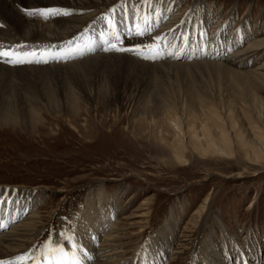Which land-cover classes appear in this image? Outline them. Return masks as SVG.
I'll use <instances>...</instances> for the list:
<instances>
[{"label":"rangeland","instance_id":"1","mask_svg":"<svg viewBox=\"0 0 264 264\" xmlns=\"http://www.w3.org/2000/svg\"><path fill=\"white\" fill-rule=\"evenodd\" d=\"M197 1L182 0L179 6L181 12L178 19L187 22L185 16L193 9L194 21L187 23V30L185 27L179 29L180 25L177 24L173 28V33L178 31L180 39L182 36L186 38L181 46L179 41L176 46L174 44V52L182 54L177 57L178 61L169 60L171 55L168 54H162V58L154 62L141 59V56H152L157 51L153 45L156 39L153 41L147 32L124 36L115 41L116 47L127 51L110 50L109 54L116 52L119 53L117 55H127L146 63L165 60L188 63L207 59L221 64L224 62L227 69L240 72L264 65V48L261 50V47H255L264 41V0H199L207 11H201L195 4ZM112 2L118 5L115 0L109 3ZM103 8L105 7H99L97 11H103ZM131 9L134 13L133 23H139V30H143L144 23L152 22L150 18L154 12L150 14L149 9L142 11L139 7ZM201 12L209 13L207 22L197 19L202 15ZM169 17L172 14L167 19ZM92 18L85 20L89 22ZM155 27V30H159L157 24ZM200 33L204 38L203 44L199 41ZM70 34H67L66 42H63L64 39L54 40L48 42L50 45L46 43L47 47L52 48L53 44L56 47L59 42V46L72 48L73 43H67L74 41ZM222 36H230L237 44L234 46L235 52L226 50L229 51L226 58L193 57L200 50L208 48L202 46L205 41L217 42ZM169 39L167 44L170 43ZM13 40L14 47L22 46L21 39ZM0 42L4 44L0 46L2 48L5 45L13 46L9 38H1ZM105 46H109L107 41ZM145 46L148 50L140 51ZM11 51L26 59L62 55L54 52L49 54L45 50L39 52L38 48L28 51L38 53L35 57L28 55L24 49ZM238 51L242 52L243 58L246 57L245 54L250 55L252 62L248 64L242 57L238 58ZM233 53L243 64L230 66L224 61L229 56H234ZM256 62L257 65L252 68ZM28 65L40 66L25 64ZM165 72L174 76L173 72ZM157 76L162 77L159 74L151 77L144 82L143 87L146 84L151 89L156 82L159 83ZM165 82L173 87L176 83L179 86L188 85L196 91L206 89L213 100L212 109L221 113L227 125L226 132L231 135L248 133L250 128L264 126V111L261 109L264 105L260 108L259 105L254 107L234 102L232 95L239 93L240 89H231L228 79L210 80L205 74L196 71L180 76L177 82L174 78L169 81L166 78ZM0 83L5 85L10 82ZM35 93L29 92L32 95ZM256 93L264 103V85ZM29 94L22 93L24 97ZM27 98H24L26 108L19 107V104L11 110L17 118L16 122H11L8 118L13 107L7 104L10 98H4L3 101L7 103L0 105V188L30 191L29 194L34 190L42 193V202L37 207L39 218L34 237L38 240L28 252L35 253L36 256L41 245L51 236L75 234L78 220L86 211L87 201L93 196L100 197L103 193L117 205L116 224L128 235L124 239L126 243L129 241L126 244L129 247L127 256L133 255L134 247H143L150 238L159 234L160 229L174 216L176 224L170 252L173 251L165 264H191L194 250L203 245L211 233L215 234L213 242H224V230L227 243H234L239 251L235 253L231 249L229 254L232 264H240L246 259L248 264H255L252 252L249 253V258L245 257L244 252L249 248V251L258 252L256 256L261 262L257 264H264V160L254 162L242 154L240 140L234 137L232 154L222 156L201 154L190 148L193 146L190 139L187 142L189 146L181 153L182 161L178 162L172 147L175 131L168 126L167 120L159 117L154 108L150 112H144L138 106L141 104L140 100L129 109L124 101L105 103L98 97L93 103L79 101L70 103L65 108L61 105L64 109L61 110L51 108L43 101L35 105L34 102L27 101ZM32 99L34 98H30ZM27 107L37 111L36 119L26 113ZM177 108L178 115L175 118L182 120L186 130L190 129L189 134L192 136L191 131L195 128L199 132L200 121H191L186 107L178 104ZM3 112H8V115ZM151 114L153 119L150 120L147 116ZM200 118L202 121L203 118ZM203 122L210 121L205 119ZM210 131L213 136H219L218 130L211 128ZM6 197L21 199L19 194L12 191H8Z\"/></svg>","mask_w":264,"mask_h":264},{"label":"bare ground","instance_id":"2","mask_svg":"<svg viewBox=\"0 0 264 264\" xmlns=\"http://www.w3.org/2000/svg\"><path fill=\"white\" fill-rule=\"evenodd\" d=\"M111 1L0 0V25H3V27H0V39L9 38V42L13 45L12 47L5 45L4 48L14 50V52L17 49H24L30 52V50L38 48L39 52L47 50L49 54L51 52L62 55L68 54L67 56L69 57L66 63L54 64L50 62L47 65H23V67L19 68L7 67L0 63V82H10L5 85L0 83V105L8 101L9 103L7 104L13 106L10 109V112H12L11 110H14L16 105L20 104L19 107H25L24 98L28 97L27 101L34 102V104L38 105L43 101L52 106L51 108L64 110L63 108L70 103H78L79 101L93 103L100 97L105 103L108 101H124L131 109L140 100L141 104L138 106L144 112H150L155 109L159 113V117L161 116L167 120L168 126L175 131L172 147L175 159L178 162L182 161L181 153L185 147L189 146L187 142L190 139L194 146L191 145L190 148L199 151L201 154L213 153L214 155L230 156L234 146L232 142L234 137L241 141L242 154L247 155L251 161L260 162L264 160V126L250 128L248 133L231 135V133L226 132L227 125L224 123L225 120L222 118L221 113L216 109H212L213 100L206 89L196 91L188 85L179 86L176 83L175 87H173L165 82L166 78L168 81L174 78L175 82H177L180 76L192 74L196 71L205 74L210 80L225 78L229 80L231 89H240L239 93L232 95V97L234 96V102L254 107L259 105L261 108L264 103L258 97L256 91L261 85H264V65L258 69L240 72L227 69L223 65L224 62L221 64L216 61H207V59L188 63H172L166 60L158 63H146L127 55H117L119 53L116 52V54L114 52L109 54L110 50L105 51L106 48H109V46H105L106 41H111L115 44V41L122 39L124 36H132L143 32L138 29V22L136 24H134L135 22L133 23L134 13L131 8L139 7L142 8V11L143 9H149L148 13L150 14L154 12L152 14L153 17H149L152 22L144 23L143 29L145 27L149 28L147 34L151 35L150 38L153 41L156 39L154 44L152 43L154 47H156L157 43L160 44L159 51L162 54L170 56L169 53H171L169 60H177V57L182 55L176 51L174 52V44L176 46L179 41V46H181L185 38L182 36L180 39L177 35L178 31L173 33L174 26L177 24V26L180 25L179 29L180 27H185L187 30L186 25H189L187 23L194 21L193 9H190L185 16L187 22L178 19V15L181 12L179 6L182 0H148V2H145V0H115L118 5L114 4V2L109 3ZM195 4L201 11H207L199 0ZM99 7L105 8H103V11H97ZM50 8L59 9L61 12H67L68 14L55 16L47 21L42 17L28 14L34 9ZM137 11L135 12L137 13ZM206 13L201 12L202 15L197 19L207 22L210 15ZM171 14L172 17L167 19ZM88 17L93 18L87 22L85 19H88ZM139 20L141 21V19ZM155 24L159 28V30L157 29L158 31L155 30ZM80 29L84 30L80 32ZM69 33H71L70 35H72L73 39L79 37V39L72 41V48L59 46V42H57L58 50L54 44V48L53 45H51L52 48L47 47L48 42H54V40L64 39L65 41L63 40V42H66L68 39L66 37ZM164 37L166 39L161 42V38ZM168 38H170L169 44L166 43ZM221 38L217 39V42L214 41L215 43L205 41L202 46H208V48L203 49V47V50H200L197 54L192 51L195 54L193 57H228V52H233L236 49L234 46L237 44L230 36H222ZM13 39H21L23 41L21 42L22 46L20 44L21 47L18 45L19 48L14 47ZM202 40L204 38H202L200 33L199 41L201 44H203ZM41 41L45 43L43 44ZM16 43H18L17 40ZM1 45L4 46L0 42ZM256 45V48L261 47L262 50L264 41ZM226 50L229 51L227 52ZM238 52H236V54L238 53L237 57L243 58L242 52ZM245 56L243 60L248 64L251 63L250 55L245 54ZM224 61H227L230 66L232 64L238 66L243 64L235 55L229 56ZM248 64H245V66L251 68ZM255 65H257V62L252 65V68ZM165 70L173 72L174 76H176L166 73ZM158 74L162 76L161 78L157 76L159 83L156 82L151 89L150 85L147 86L145 84L143 87L145 81ZM64 81H67V84H64ZM140 83L143 84L140 85ZM128 88L129 90L126 91L125 89ZM23 92L27 94L29 92L36 93L24 97L22 95ZM8 97L10 100L3 101L4 98L7 99ZM30 98H34L32 99L33 101ZM178 104L186 107L190 113L188 115H191V121H200L199 132L195 128L191 131L193 133L191 136L189 134L190 129L186 130L182 120H178V117L175 118L178 115ZM27 109L26 113L31 118L36 119L37 111L29 107ZM261 109L264 111V108ZM3 113L6 114L8 112ZM14 116V112L10 113L8 118L11 122L17 121ZM147 117L150 120L153 119L152 114ZM200 117L210 122L205 123L203 120L201 121ZM211 128L218 130L219 136H213V132L210 131ZM8 191L19 194L21 199L6 197ZM29 192L20 191L19 189L0 188V193H2L0 195V225H3L0 227V261H4L5 264H15V258L28 252L38 240V238L34 237H36V223L39 218L37 207L42 202V193L36 190L30 194ZM116 207L117 205L113 199L104 196L103 193L100 197L93 196L87 201L86 211L78 220L76 233L51 236L41 245L39 252L29 264H41V261L36 259L41 253L50 258L51 264H71L73 253L76 256V264H165L166 259L171 256L173 251L170 252L175 233L176 219L173 218L174 216H172L165 227L160 229L159 234L150 238L143 247H134L133 255L127 256V248L129 249V247L126 244L129 241L126 243L124 239L128 238V235L124 234L121 227L116 224V221L118 222V209ZM224 232L225 230L222 236L225 240L219 243L213 242L215 234L211 233L207 241L194 250L191 264H232L229 254L231 249L235 253L239 251L234 243H227ZM230 240L232 241V238ZM56 244L62 246V252L56 251ZM249 249L244 252L245 257L249 258V253L252 252L251 257L254 263H259L260 260L256 256L258 252L255 253L254 251H249ZM248 263L246 259L240 264Z\"/></svg>","mask_w":264,"mask_h":264},{"label":"snow or ice","instance_id":"3","mask_svg":"<svg viewBox=\"0 0 264 264\" xmlns=\"http://www.w3.org/2000/svg\"><path fill=\"white\" fill-rule=\"evenodd\" d=\"M145 2H148V0H145ZM31 16H39L42 17L45 21L51 19L52 17L55 16H59V15H67V12H61V10L59 9H55V8H50V9H34L32 11H30L28 13ZM0 27H3V25H0ZM143 32H148L149 28L145 27L143 30ZM203 38V37H202ZM74 39H79V37H75ZM166 39V37L161 38V42ZM69 45L72 44V41H68L67 42ZM109 43V48H106L105 51L108 50H114L116 52H120V51H127L126 49H121L116 47V45L114 43H112L111 41L108 42ZM159 47L160 44L157 43L156 44V53L155 55L152 56H141L140 58L143 60H151V61H155L158 58H162V53L159 51ZM148 47L145 46L144 49L140 50V51H147ZM47 51V50H45ZM138 54V53H137ZM28 55L30 56H37V53H29ZM169 55H171V53H169ZM69 59L68 56H50V57H41L39 59H26V58H22L21 56H17L15 53H13L10 49H4L2 47H0V63L9 65V66H22L25 64H48L50 62H56V63H60V62H64L67 61ZM0 195H2V193H0ZM3 225H0V227H2ZM67 239V238H66ZM55 249L56 251H63L62 246H60L59 244L55 245ZM35 256V253L32 252H25L22 255H19L15 258V264H29L30 261H32L33 257ZM36 259H38L39 261H41V264H51L50 258L46 257L43 253H41V255L39 257H37ZM0 264H5L4 261H0ZM71 264H76V256L75 253L72 254V262Z\"/></svg>","mask_w":264,"mask_h":264}]
</instances>
